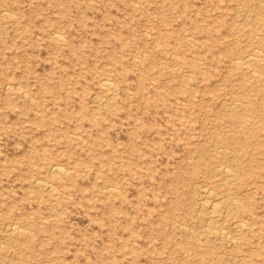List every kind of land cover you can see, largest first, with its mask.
<instances>
[{"label": "rangeland", "instance_id": "374dc122", "mask_svg": "<svg viewBox=\"0 0 264 264\" xmlns=\"http://www.w3.org/2000/svg\"><path fill=\"white\" fill-rule=\"evenodd\" d=\"M263 75L264 0H0V264H264Z\"/></svg>", "mask_w": 264, "mask_h": 264}, {"label": "bare ground", "instance_id": "6f19581e", "mask_svg": "<svg viewBox=\"0 0 264 264\" xmlns=\"http://www.w3.org/2000/svg\"><path fill=\"white\" fill-rule=\"evenodd\" d=\"M4 13H5V12H4ZM249 13H251V12H249ZM7 14H8V13H7ZM7 14H6V15H7ZM6 15H5V16H6ZM3 16H4V15H3ZM246 16H248V15H246ZM256 18H257V17H256ZM256 18H255V19H256ZM246 19H247V18H246ZM254 21H255V20H254ZM56 32H58V31H56ZM56 32H55V33H56ZM58 35H59V34H58ZM58 35H56L55 37H57ZM55 37H54V38H55ZM61 37H62V34H61ZM59 38H60V36H59ZM59 38H58V39H59ZM62 38H64V37H62ZM62 40H63V39H62ZM255 50H256V49H255ZM252 52H253V51H252ZM255 52H256V51H255ZM254 54H255V53H254ZM250 56H251V55H250ZM255 56H256V54H255ZM248 57H249V56H248ZM256 57H257V56H256ZM256 57H255V58H256ZM249 58H250V57H249ZM257 58H258V57H257ZM253 59H254V57H253ZM241 60L243 61V59H240V61H239V58H238V61L235 60V63H236L238 66H240V65H244V64H245V62H244L245 60H244L243 62H241ZM247 64H248V62H247ZM247 64H246V66H247ZM249 68H250V67H249ZM247 69H248V68H247ZM248 70H250V69H248ZM252 70H254V69H252ZM256 70H257V69H256ZM252 72H253V71H252ZM257 72H258V70H257ZM258 74H259V73H258ZM256 75H257V74H256ZM263 76H264V75H263ZM103 80H104V78H103ZM106 80H107V79H106ZM106 80H105V82L103 83V85L106 86V87H109L110 85H109V83L106 82ZM108 80H109V79H108ZM249 80H251V79H249ZM109 81H111V80H109ZM263 81H264V80H263ZM100 82H101V81H100ZM102 82H103V81H102ZM102 82H101V83H102ZM112 84H113V83L111 82V85H112ZM111 87H112V86H111ZM15 89H17V88H15ZM20 89H21V88H20ZM24 93H25V92H24ZM30 98H31V97H30ZM32 100H33V99H32ZM29 101H30V100H29ZM236 102H238V101H236ZM238 103H239V102H238ZM230 113H231V112H230ZM228 134H230V133H228ZM222 148H223V147H222ZM214 149H215V148H214ZM225 149H227V148H225ZM225 149H224V150H225ZM232 150H233V149H232ZM232 150H231V151H232ZM212 151H213V150H212ZM215 151H217V150H215ZM226 151H227V150H226ZM228 151H229V150H228ZM218 152H219V151H218ZM223 152H224V151H223ZM232 152H233V151H232ZM214 153H215V152H214ZM219 154H220V153H219ZM225 154H226V153H225ZM225 154H224V155H225ZM231 158H233V157H231ZM234 158H235V157H234ZM234 158H233V159H234ZM233 159H232V160H233ZM235 160H236V159H235ZM59 165H60V164H59ZM60 166H61V165H60ZM60 166H58V165L55 164V163L52 164V166H51L52 169H51V170H53V173L58 174V175H63V174H64V171H63V169H62ZM222 166H224V165H222ZM222 166H221V167H222ZM64 168H65V167H64ZM223 168H224V167H223ZM227 168H228V166H227ZM230 168H231V167H230ZM221 169H222V168H221ZM51 170H50V172H51ZM215 170H216V169H215ZM224 170H225V169H224ZM232 170H233V169H232ZM232 170H231V171H232ZM224 172L226 173V171H223L222 173H224ZM227 172H228V169H227ZM68 173H69V172H68ZM231 175H232V174H231ZM231 175H230V173L225 174V176H226L227 178L230 177ZM232 176H233V175H232ZM226 177H225V179H226ZM40 179H41V178H40ZM227 180H229V179H227ZM43 181H44V180H43ZM45 181H46V180H45ZM37 182H39V181H37ZM222 182H223V181H222ZM44 183H45V182H44ZM46 183H48V182H46ZM228 183H229V182H228ZM36 184H37V183H36ZM45 185H47V184H45ZM50 185H52V184H50ZM52 186H53V185H52ZM54 186H55V184H54ZM54 186H53V187H54ZM53 187H52V188H53ZM231 187H232V186H231ZM52 188H51V189H52ZM208 189H209V187H208ZM53 190H54V189H53ZM114 190H115V189H114ZM204 190H205V189H204ZM211 190H212V189H211ZM110 191H111V190H110ZM112 191H113V190H112ZM226 191H227V190H226ZM231 192H232V191H231ZM208 193H209L208 191H205V192H204L205 195H207ZM216 193H217V192H216ZM204 194H203V195H204ZM209 194H210V193H209ZM200 195H202V194H200ZM203 195H202V196H203ZM217 195H218V194H217ZM229 195H230V194H229ZM231 195H232V194H231ZM202 196H201V197H202ZM219 196H220V195H219ZM232 196H233V195H232ZM220 197H222V196H220ZM226 197H227V196H226ZM230 197H231V196H230ZM234 197H235V196H234ZM234 197H233V198H234ZM205 198H206V197H205ZM205 198H201V199H205ZM208 198H209V197H208ZM210 198H211V197H210ZM210 198H209V199H210ZM221 199H222V198H221ZM231 199H232V197H231ZM216 200H217V199H216ZM216 200H215V201H216ZM227 200H228V197H227ZM252 200H253V199H252ZM205 201H206V199H205ZM211 201H213V200H211ZM220 201H221V200H220ZM224 201H226L225 198L222 199V202H224ZM237 201H239V200L237 199ZM202 202H203V201H201V204H202ZM207 202H208V200H207ZM208 204H210V203H208ZM220 204H221V202H219V201L213 203L212 208L214 209V212H215L216 210H219V209H220ZM202 206H203V205H202ZM228 206H229V205H228ZM204 208H205V207H204ZM200 209H201V208H200ZM208 209H209V208H208ZM226 209H227V208H226ZM233 209H234V208H233ZM202 210H203V209H202ZM210 210L212 211V209H210ZM226 211H227V210H226ZM238 211H239V210H238ZM205 212H206V211H205ZM208 212H209V210H208ZM212 212H213V211H212ZM220 212H221V211H220ZM210 213H211V212H210ZM218 213H219V212H218ZM228 213H229V212H228ZM231 213H232V212H231ZM218 218H219V217H218ZM207 221H208V220H207ZM239 221H240V220H239ZM211 222H212V221H211ZM220 222H221V221H220ZM237 222H238V221H237ZM242 222H243V221H242ZM12 223H14V222H12ZM212 223H214V222H212ZM223 223H224V221H223ZM234 223H235V222H234ZM14 224H15V223H14ZM16 224H17V223H16ZM244 224H245V223H241V221H240V223H237V226L240 227V228H243V227H244V226H243ZM8 225H9V224H8ZM214 225H215V224H214ZM218 225H219V224H217V226H218ZM233 225H235V224H233ZM18 226H19V225H16V226H15V225H11V223H10L9 231H7V232H12V233H19V232H22L23 230H20V228H19L21 225H20L19 227H18ZM219 226H220V225H219ZM221 226H222V225H221ZM207 227H208V225H207ZM215 227H216V226H215ZM215 227H214V228H215ZM6 228H7V226H6ZM220 228H221V227H220ZM192 230H193V229H192ZM226 230H227V229H226ZM25 231H26V229H25ZM213 231H214V230H213ZM222 232H223V231H222ZM222 232H221V233H222ZM224 232H226V231H224ZM217 233H218V232H217ZM192 234H193V233H192ZM210 235H211V234H210ZM221 235H223V234H221ZM225 235H226V234H225ZM216 236H218V235H216ZM193 237H194V236H193ZM211 237H212V236H211ZM219 237H220V236H219ZM213 238H214V237H213ZM230 238H232V237H230ZM15 241H16V240H15ZM231 241H232V239H231ZM236 241H237V240H236ZM15 243H16V242H15ZM10 246H11V245H10ZM202 248H203V247H202ZM2 249H5V248L3 247Z\"/></svg>", "mask_w": 264, "mask_h": 264}]
</instances>
